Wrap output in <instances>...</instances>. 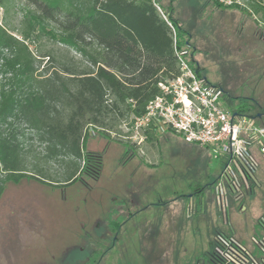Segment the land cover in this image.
Returning a JSON list of instances; mask_svg holds the SVG:
<instances>
[{"label":"rangeland","instance_id":"1","mask_svg":"<svg viewBox=\"0 0 264 264\" xmlns=\"http://www.w3.org/2000/svg\"><path fill=\"white\" fill-rule=\"evenodd\" d=\"M3 1L0 24L18 37L28 32L29 48L42 61L39 71L45 66L50 73L63 64L91 66L80 52L53 36L52 23L32 20L33 3ZM162 2L187 32L190 44L184 57L195 67L199 64L208 82L224 89L223 105L248 115L256 112L258 103L264 105V0H232L231 5L224 1L225 6L213 0ZM90 50L96 52L95 47ZM132 118L113 124L108 116L105 126L84 118L77 143L83 152L102 155V172L97 179L81 176L65 186L30 175L65 184L83 159L69 152L52 155L35 130L24 123L14 125L23 131L21 153L9 151L4 159L14 160L27 175L8 179L0 163V264H39L52 255L61 264H75L87 256L80 246H95L88 233L97 232L115 210L129 232L126 264H210L208 256L220 235L259 256L255 240L264 236L259 223L264 219V193L245 194L243 205H227L232 196L223 197L225 206L220 208L214 185L222 180L231 192L224 173L228 157L216 158L208 147L189 143L171 129L151 131L142 143L133 142ZM91 124L97 126L94 132L88 130ZM61 126L51 134L78 133L76 123ZM251 149L257 167L253 177H264V153L258 146Z\"/></svg>","mask_w":264,"mask_h":264},{"label":"trees","instance_id":"2","mask_svg":"<svg viewBox=\"0 0 264 264\" xmlns=\"http://www.w3.org/2000/svg\"><path fill=\"white\" fill-rule=\"evenodd\" d=\"M28 1L36 6L32 20L52 23L53 36L80 52L91 66L63 64L50 73L45 66L39 71L42 61L29 48L28 32L18 37L0 24V163L8 179L27 175L14 160L4 159L9 151L21 153L23 131L14 125L24 123L48 142L52 155L69 152L83 159L80 168L68 173L65 184L31 177L52 186H65L81 176L97 179L102 155L83 152L77 143L84 118L105 126L108 116L115 124L119 118L143 113L149 101L162 94L160 83L178 75L176 50L190 44L187 32L162 0ZM188 61L202 77L199 64L195 67ZM66 122L76 123L78 133L51 134ZM220 247L218 241L214 255Z\"/></svg>","mask_w":264,"mask_h":264},{"label":"built area","instance_id":"3","mask_svg":"<svg viewBox=\"0 0 264 264\" xmlns=\"http://www.w3.org/2000/svg\"><path fill=\"white\" fill-rule=\"evenodd\" d=\"M184 53L185 50H176L178 75L161 82L162 94L150 100L143 113L133 116L129 137L140 144L147 138L148 130L157 133L174 130L185 141L208 147L216 158L228 157L224 173L231 187H239L245 177L253 176L257 170L251 148L258 146L264 153V125L251 115L227 109L221 100L222 88L200 77ZM88 130L94 132L92 126ZM214 192L223 197L226 183L217 181ZM259 223L264 230V219ZM218 241L221 252L212 264H264V236L255 240L259 256L222 235Z\"/></svg>","mask_w":264,"mask_h":264},{"label":"flooded vegetation","instance_id":"4","mask_svg":"<svg viewBox=\"0 0 264 264\" xmlns=\"http://www.w3.org/2000/svg\"><path fill=\"white\" fill-rule=\"evenodd\" d=\"M251 116H253L258 123H260L261 121L264 122V105L258 103L256 105V112ZM255 172H257V170ZM263 187L264 177L255 178L253 176H247L242 180L239 187H231V192H226L223 197L225 198L232 196L229 199V203H227L228 205L232 201L243 200L246 196L245 194H252L256 190H261L262 193H264ZM223 197H219L220 202L218 203L219 207L222 209H224L225 206V204L222 202ZM240 205H243L242 201L240 202ZM113 212L111 213V219H108L103 226H97V232L88 233V237L95 239V246L90 245L89 248L80 246L79 248L82 252L88 251L87 256H84L83 258L79 259L75 264H121V260H123L124 263H128V256L130 254V249L128 247L127 241V236L129 234L128 228L125 225L121 226L122 221H118L119 216L117 215V210ZM128 217L130 218L131 215H129ZM128 217H126L125 219L128 220ZM124 222L125 221H123V223ZM215 251L216 249L214 250L213 254L208 256L210 264H212L219 255V253L217 255H214ZM219 252H221V248H219ZM109 258L111 260H108ZM55 261L57 262L54 263ZM39 264H61V262L60 259L57 258V256L52 255L51 259Z\"/></svg>","mask_w":264,"mask_h":264}]
</instances>
